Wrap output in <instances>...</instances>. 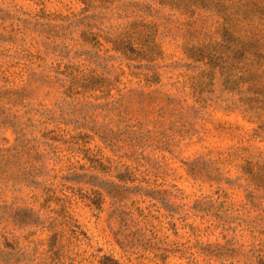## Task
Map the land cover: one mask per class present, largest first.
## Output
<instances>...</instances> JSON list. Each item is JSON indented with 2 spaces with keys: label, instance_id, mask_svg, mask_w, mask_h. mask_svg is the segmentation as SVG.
I'll use <instances>...</instances> for the list:
<instances>
[{
  "label": "rangeland",
  "instance_id": "374dc122",
  "mask_svg": "<svg viewBox=\"0 0 264 264\" xmlns=\"http://www.w3.org/2000/svg\"><path fill=\"white\" fill-rule=\"evenodd\" d=\"M104 257L264 264V0H0V264Z\"/></svg>",
  "mask_w": 264,
  "mask_h": 264
},
{
  "label": "trees",
  "instance_id": "16d2710c",
  "mask_svg": "<svg viewBox=\"0 0 264 264\" xmlns=\"http://www.w3.org/2000/svg\"><path fill=\"white\" fill-rule=\"evenodd\" d=\"M104 261H108L109 264H119L117 261H115V260H113V259H111L109 257H104L103 258V262H101V264H104Z\"/></svg>",
  "mask_w": 264,
  "mask_h": 264
}]
</instances>
